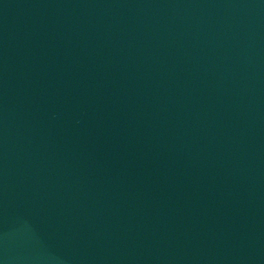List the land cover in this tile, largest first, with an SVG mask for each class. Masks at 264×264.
<instances>
[{
	"label": "water",
	"instance_id": "95a60500",
	"mask_svg": "<svg viewBox=\"0 0 264 264\" xmlns=\"http://www.w3.org/2000/svg\"><path fill=\"white\" fill-rule=\"evenodd\" d=\"M0 264H264V0H0Z\"/></svg>",
	"mask_w": 264,
	"mask_h": 264
}]
</instances>
